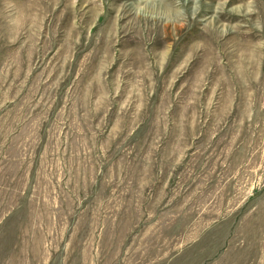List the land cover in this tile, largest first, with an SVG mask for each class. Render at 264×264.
<instances>
[{
  "label": "rangeland",
  "instance_id": "rangeland-1",
  "mask_svg": "<svg viewBox=\"0 0 264 264\" xmlns=\"http://www.w3.org/2000/svg\"><path fill=\"white\" fill-rule=\"evenodd\" d=\"M0 264H264V0H0Z\"/></svg>",
  "mask_w": 264,
  "mask_h": 264
}]
</instances>
